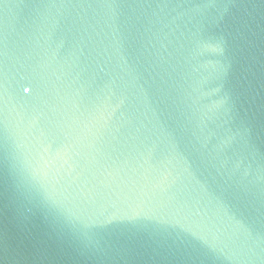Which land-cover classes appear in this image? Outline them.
<instances>
[{"label": "water", "instance_id": "95a60500", "mask_svg": "<svg viewBox=\"0 0 264 264\" xmlns=\"http://www.w3.org/2000/svg\"><path fill=\"white\" fill-rule=\"evenodd\" d=\"M0 264H264V0H0Z\"/></svg>", "mask_w": 264, "mask_h": 264}, {"label": "snow or ice", "instance_id": "6c2138e0", "mask_svg": "<svg viewBox=\"0 0 264 264\" xmlns=\"http://www.w3.org/2000/svg\"><path fill=\"white\" fill-rule=\"evenodd\" d=\"M25 90H27L25 88ZM122 252L125 256L129 258H155V256L160 255V247H154L149 241L143 238L132 235L130 236L122 246Z\"/></svg>", "mask_w": 264, "mask_h": 264}]
</instances>
